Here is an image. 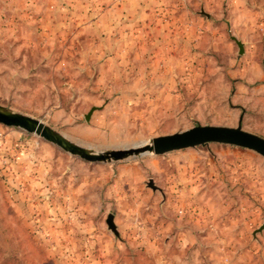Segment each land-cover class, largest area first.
Returning <instances> with one entry per match:
<instances>
[{
  "label": "rangeland",
  "instance_id": "obj_1",
  "mask_svg": "<svg viewBox=\"0 0 264 264\" xmlns=\"http://www.w3.org/2000/svg\"><path fill=\"white\" fill-rule=\"evenodd\" d=\"M66 2L87 0H0L1 106L93 151L240 115L264 137V90L242 109L231 98L237 72L264 67L262 20L233 25L224 10L218 26L199 6L213 20L200 37L135 26L121 48L104 30L79 32ZM263 221L264 156L252 149L209 142L93 162L0 123V264H264Z\"/></svg>",
  "mask_w": 264,
  "mask_h": 264
},
{
  "label": "crops",
  "instance_id": "obj_2",
  "mask_svg": "<svg viewBox=\"0 0 264 264\" xmlns=\"http://www.w3.org/2000/svg\"><path fill=\"white\" fill-rule=\"evenodd\" d=\"M65 4H61L62 7L64 6L63 8L68 10L72 9L74 13L69 19L82 27L79 32L104 30L105 41L109 45L120 41L121 48L123 43L128 45L129 35L132 34L131 29L135 26L138 27L137 30H140L139 27L145 26L149 27V31L153 29L157 31L168 24H173L178 27L173 35L188 36L189 34L194 38L200 37L203 32L199 30V27L203 24L207 27L213 23V20L211 16L206 15V18H202L195 15V8L199 6L212 11L217 18L218 26L224 25V20H219L224 10L228 11L227 18L233 25H253L256 20H262L264 23V0H99L92 2L87 0L84 4L70 2ZM68 4L71 7H67ZM164 9L176 11V15L171 16L169 20H164L159 17ZM259 14H262L261 17ZM158 24H160V29ZM160 32L167 33L163 29ZM219 36L216 35V37ZM233 39L236 38L233 37ZM199 41L200 39H196V43ZM237 78L238 81L234 84L236 88L232 92L231 98L238 100L237 106L242 109L246 104L242 103L244 100L247 102L254 96L255 91L264 90V67L258 66L254 74L253 72L249 74L237 72ZM137 236L138 243L144 242L142 234ZM80 263L72 262L71 264ZM90 264L97 263L91 261Z\"/></svg>",
  "mask_w": 264,
  "mask_h": 264
},
{
  "label": "water",
  "instance_id": "obj_3",
  "mask_svg": "<svg viewBox=\"0 0 264 264\" xmlns=\"http://www.w3.org/2000/svg\"><path fill=\"white\" fill-rule=\"evenodd\" d=\"M234 40L238 45V52L242 53L243 44L236 39ZM95 108L96 107L90 108L85 115V119L89 118ZM241 119L242 115L239 116V120L235 126L197 124L184 130L152 137L149 142L134 145L132 147L93 151L69 140L64 135L33 116L15 112L0 105V123L3 125L15 126L27 132L35 133L44 140L59 146L64 151L93 162L118 160L127 156L143 153L163 154L168 151L194 147L209 142L227 143L249 148L264 156V137L244 130L241 126ZM147 186L151 187L153 190L159 189L152 178H149L147 181ZM113 216L112 213H109L105 222L108 229H110L114 235H118ZM263 228L264 221L253 231V234L260 232Z\"/></svg>",
  "mask_w": 264,
  "mask_h": 264
},
{
  "label": "built area",
  "instance_id": "obj_4",
  "mask_svg": "<svg viewBox=\"0 0 264 264\" xmlns=\"http://www.w3.org/2000/svg\"><path fill=\"white\" fill-rule=\"evenodd\" d=\"M83 264V263H82ZM85 264H89V263H85Z\"/></svg>",
  "mask_w": 264,
  "mask_h": 264
}]
</instances>
